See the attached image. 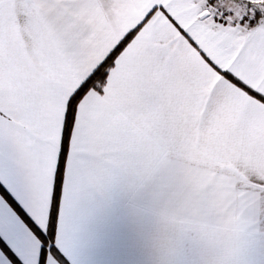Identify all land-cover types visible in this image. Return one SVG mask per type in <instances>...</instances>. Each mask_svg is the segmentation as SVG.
Segmentation results:
<instances>
[{
    "label": "snow or ice",
    "instance_id": "1",
    "mask_svg": "<svg viewBox=\"0 0 264 264\" xmlns=\"http://www.w3.org/2000/svg\"><path fill=\"white\" fill-rule=\"evenodd\" d=\"M0 264H264V0H0Z\"/></svg>",
    "mask_w": 264,
    "mask_h": 264
}]
</instances>
